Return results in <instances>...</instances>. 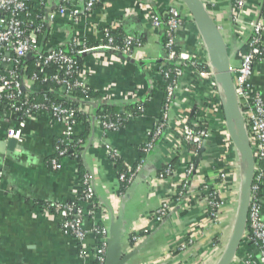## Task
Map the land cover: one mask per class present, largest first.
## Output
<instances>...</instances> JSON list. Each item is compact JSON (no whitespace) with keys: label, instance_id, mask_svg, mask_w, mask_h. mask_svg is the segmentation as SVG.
<instances>
[{"label":"crops","instance_id":"crops-1","mask_svg":"<svg viewBox=\"0 0 264 264\" xmlns=\"http://www.w3.org/2000/svg\"><path fill=\"white\" fill-rule=\"evenodd\" d=\"M87 1L70 0L81 11ZM91 1L93 9L76 21L56 13L38 37L43 52L74 41L97 45L104 27L135 40L130 57L108 50L82 55L81 73L93 96L74 99L88 123L79 120L73 136L82 144L81 162L98 208L93 221L83 220V227L90 231L99 222L105 228L109 240L105 262L108 248L114 254L113 264H213L232 230L244 164L225 127L219 84L215 76L216 87L202 79L200 70L206 68L208 59L198 28L181 0ZM61 2L36 3L50 13ZM201 2L220 30L231 68H237L249 49L253 24L264 14V0H246L239 13L235 0ZM170 9L182 18L176 49L187 63L165 110L168 78L163 72L169 69L165 30L153 26L151 16L164 17ZM249 81L264 101V56ZM33 85L23 78L25 90L31 91ZM133 105L138 107L129 112L131 119L117 130L103 132L99 115L113 107L123 111ZM195 124L205 135L199 151L182 140L184 128ZM160 125L157 142L143 152L150 133ZM12 128L20 130L22 140L8 148L7 132ZM63 130V124L46 112L17 121L0 104V264H96L93 257H82L80 252L96 248L97 237L89 234L83 242L77 241L62 232L60 216L42 209L48 202L78 203V162L66 157L58 170L51 167ZM106 146L115 150L125 168L134 170L128 185L119 182V169ZM167 166L170 174L164 173ZM190 166L193 169L188 172ZM220 168L227 177L224 182L219 178ZM208 183L223 190L218 220L209 218L202 199V188ZM166 203L168 214L156 222L155 211ZM261 204L264 220V185ZM257 258V250L243 240L231 264Z\"/></svg>","mask_w":264,"mask_h":264},{"label":"built area","instance_id":"built-area-1","mask_svg":"<svg viewBox=\"0 0 264 264\" xmlns=\"http://www.w3.org/2000/svg\"><path fill=\"white\" fill-rule=\"evenodd\" d=\"M38 2L39 5L44 4L45 0H0V104L2 100L9 102L8 109L5 110L8 114L13 115L14 112L24 110L25 117L34 115L37 112H46L52 119L60 122L64 126L63 137L56 148V154L60 158H65L64 154L72 145L71 137H73L74 128L77 125L78 111L71 107L70 102H74L72 97L75 90H80L87 95L90 90L87 83L84 81L81 71L75 77L76 62L73 57L69 56L62 48L46 51V54L40 50L39 35L42 32L43 26H46L54 19L56 13L63 15L67 14L74 21L80 17L86 16L94 6L93 1L88 0L84 10H79L71 5L70 0H61V5L58 6L56 12L45 13L44 16L38 17L41 24L35 23V18L30 15L32 2ZM246 0H235V7L239 13ZM43 23V24H42ZM151 23L155 27H163L165 30L164 48L166 51V64L172 65V69H167L163 75L168 78L169 72H173L174 79L166 85V101L165 110L171 105L173 92L176 87L177 79L182 74V67L186 65L187 59L176 49V35L182 25V18L176 9H170L164 17L151 16ZM102 40L94 46H87L84 43L79 44L74 41L72 46L77 47L71 50V53L83 55L90 52L108 50L111 52L120 53L130 57L132 48L135 45V40L130 37H124L121 44L116 43V38L113 31L109 27H104L101 31ZM264 36V14L253 24L252 35L248 44V51L240 57V63L237 68H231L233 75V85L236 94L240 114L244 120V126L247 133L248 143L254 159V175L250 190L248 218L246 229L244 231L243 240H247L258 252V258L255 260L247 259L244 264H264V220L262 218L261 190L264 185V101L261 96L255 92L250 84V76L253 73L255 64L260 63L264 56L263 50ZM37 56V67L47 66L49 64H58L61 68H65L64 74L60 76L55 74L51 77H43L44 80L53 82L60 92H64L65 103L49 102L46 98L45 103L29 102L28 97H22L23 77L17 72L21 60L26 57ZM206 68H201L200 73L202 79L208 82L210 86L216 87L214 70L211 68L209 61L205 62ZM42 72V71H41ZM32 82L36 80L35 75L29 79ZM215 90V88H214ZM216 97L217 92H215ZM88 97H86L87 99ZM48 102V103H47ZM166 112V111H165ZM165 115V113H164ZM114 117V118H113ZM111 117L107 113L99 115V121L103 132L107 130H117L121 128L122 121L129 120L133 117L131 113H126L123 116L120 114ZM161 134V125L150 133L147 143L143 147V152H149ZM9 140L20 142L22 135L20 130L14 128L7 132ZM205 135L199 124L187 126L182 133V140L195 147L196 151L205 144ZM78 140L75 144H80ZM60 145L64 146L63 148ZM109 156L118 157L115 150L106 146ZM61 159V160H62ZM61 160L53 158L51 167L53 170H58L61 166ZM193 169L190 166L188 172ZM171 167L167 166L164 170L165 174L171 173ZM219 178L227 180L224 170L220 168ZM134 176V170L126 167V170L119 173V182L129 184ZM89 176L85 175L82 181H79L78 192L81 199L78 203L75 201L68 203L52 202L43 211L46 213H54L61 218V230L64 234L75 238L79 242H83L87 235H100L99 244L92 251H81L82 257H93L96 264H105L106 261V246L107 232L104 227H97L95 224L87 231L83 227V220L89 218L92 221L95 218L94 210L87 211L86 206L91 205L94 193L93 187L90 184ZM202 199L207 206V215L213 220H218L220 211L223 207L221 191L218 188L208 183L202 188ZM169 204H163L154 213V220L160 222L170 210ZM136 235L132 237L133 240ZM186 248L182 244L181 250ZM224 251V250H223ZM223 251H219L214 256L213 264H216L220 259Z\"/></svg>","mask_w":264,"mask_h":264},{"label":"water","instance_id":"water-1","mask_svg":"<svg viewBox=\"0 0 264 264\" xmlns=\"http://www.w3.org/2000/svg\"><path fill=\"white\" fill-rule=\"evenodd\" d=\"M181 2L191 14L206 47L207 59L214 70V76L221 91L225 127L234 148L239 153L244 164L235 220L224 251L216 263L231 264L243 241L246 229L250 190L254 175V159L248 143L244 120L238 107L229 56L220 30L201 0H181ZM22 90H25L24 87H22ZM16 143L15 140H8V148H12ZM113 263V251L107 248V262L105 264Z\"/></svg>","mask_w":264,"mask_h":264},{"label":"trees","instance_id":"trees-1","mask_svg":"<svg viewBox=\"0 0 264 264\" xmlns=\"http://www.w3.org/2000/svg\"><path fill=\"white\" fill-rule=\"evenodd\" d=\"M263 13H264V6H263ZM45 12L43 10V8L41 6L38 5V3L36 2H32L31 5V10H30V15L32 18H35V23L41 24V22L39 21V19H37L38 17L44 16ZM43 24V23H42ZM46 26H43L42 32H45ZM41 32V33H42ZM115 38H116V43L118 45L121 44V41L124 37H122L121 35H119L118 33L114 34ZM63 50L66 51V53L73 57V59L76 62V69H75V77L78 76L79 71H81L82 69V55H78L76 53H71V50H75L77 47L69 45L68 47H61ZM43 54H46V52H44ZM37 56L34 55H30L28 57H26L24 60H21V64L19 65L17 72L25 79H30L31 76L35 75L36 80L33 82L34 85L32 87V90L28 91V90H22V97L27 96L29 102H37V103H45L44 99L46 98L49 102H53V103H65L67 104L68 101H66L64 99V92H60L57 88V86L49 81V80H44L43 77H51L55 74H59L60 76H62L64 74L65 68H61L58 64H49L47 66H42V67H37L36 66V59ZM169 69L171 70V66H169ZM42 71V72H41ZM1 73V70H0ZM174 79V74L173 72H169V77L167 80V83H170L172 80ZM23 83V81H22ZM165 85H164V91H165ZM58 92L60 93V96L58 95ZM59 96V97H58ZM93 93L91 92V90L88 91V94L85 95L83 94L80 90H75L73 92L72 97L77 100H84L86 99V97H92ZM58 97V98H57ZM48 103V102H47ZM8 104L9 102L7 100H2L1 105L2 107L7 110L8 109ZM70 105L72 108L76 109L78 111L77 114V120L81 121L82 123H88V119L85 117V115L82 114V112L80 111V107L79 104L77 102H70ZM138 107V105H133V106H128L126 107L123 111L117 110L116 108H110L107 109V114H109L111 117H113L114 115H118L120 114L121 116H123L124 114L128 113V112H134L136 110V108ZM24 110L20 111V112H14L13 113V119L19 121L21 118L25 117V114L23 112ZM114 118V117H113ZM126 120L123 119L122 121V125H124V122ZM122 127V126H121ZM78 137H71V147L68 148L67 152L64 154V157L66 158H71V159H75L78 162V169H77V175L79 178V181H82L83 177L86 174L82 162H81V153H82V147H81V143L80 144H75L76 141H78ZM61 148H63L64 146L60 145ZM53 158L56 159H62L60 158L57 154L54 155ZM115 163H116V167L119 169V173L123 172L126 170V168L122 165V163H120V159H118L117 157H112L111 158ZM125 185H128L125 183ZM123 186L126 187V186ZM81 199V195L80 193H78L77 195V200ZM76 200V201H77ZM49 204H51L50 202L43 204L42 209L46 208ZM86 210L87 211H98L97 208V203L95 201V197L93 198L92 204L86 206ZM96 213V212H95ZM97 227H103L99 222L96 223ZM97 239H100V235H96Z\"/></svg>","mask_w":264,"mask_h":264},{"label":"bare ground","instance_id":"bare-ground-1","mask_svg":"<svg viewBox=\"0 0 264 264\" xmlns=\"http://www.w3.org/2000/svg\"><path fill=\"white\" fill-rule=\"evenodd\" d=\"M180 14V13H179Z\"/></svg>","mask_w":264,"mask_h":264}]
</instances>
